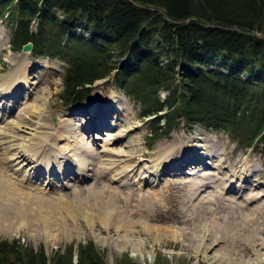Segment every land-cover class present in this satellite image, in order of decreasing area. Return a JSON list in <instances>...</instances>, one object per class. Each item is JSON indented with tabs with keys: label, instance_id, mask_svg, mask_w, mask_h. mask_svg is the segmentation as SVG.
<instances>
[{
	"label": "rangeland",
	"instance_id": "rangeland-1",
	"mask_svg": "<svg viewBox=\"0 0 264 264\" xmlns=\"http://www.w3.org/2000/svg\"><path fill=\"white\" fill-rule=\"evenodd\" d=\"M77 30L79 33L87 34L81 28ZM9 43L10 31L4 22H0V110L2 109L0 128L11 135L9 140L0 144V158L6 156L7 152V156L16 153L17 150H21V146L28 147L32 132L39 129L42 124L47 125L50 128L48 132L57 139L64 134L60 132L61 129L70 128L71 124L77 129V136L82 138L86 145L100 152L104 150L116 154L104 153L103 165L107 164L108 159L118 156L120 165L114 171L119 173L121 167H127L133 169V172L123 181L125 183L129 181L128 186L107 180L110 177L107 175L98 177L99 170L95 166L89 167L92 168L89 179L79 181L84 179L75 159L76 154L80 153L77 149L80 146L74 144L70 140L72 138L69 139L72 142H68L67 139L57 140L58 146L66 149V155L65 159L60 158L59 161L55 159L53 165L34 168L35 163L26 167L28 160L12 162L16 164L13 169L21 167L19 176L25 177L27 181L35 185L33 191L25 189L26 181L19 182L14 177L11 167L2 165L7 181L14 182L21 193L29 191L44 200L57 201L58 207H56L57 216H54L55 220L51 224L45 225L37 217L38 215L34 214V218L26 222L31 223L23 224L20 218L22 211L17 212L18 209L13 207L6 194V185L0 184V240L12 242L17 239L19 243L33 250L42 247L48 258L55 252L72 247L74 261L77 246L90 240L102 255L105 264H256L264 262V164L259 148L244 149L235 140L228 139L224 133L207 131L197 125L191 129L180 125L168 135L149 144L150 139L147 135H149V122L153 116L142 119L139 104L115 87L112 76L96 81L91 87L90 97L97 99L98 96V101L95 100L99 107L105 103L104 101H110L109 98L112 95L115 100H118L117 104L121 110L118 113L113 110L111 113H106L107 117H110L107 118L106 123L109 125L110 122L112 125L99 132L100 139L94 140V137L91 139L92 134L90 135L87 130L95 129L84 123L91 118V115L76 116L75 110L78 108L71 109V112L66 110L59 101L62 90L61 75L64 70L62 63L40 56L31 57L22 51H13ZM17 72L24 78H15ZM8 76L10 78H7ZM12 85L14 86L10 89ZM165 94V91H160L161 97ZM83 104L80 108L87 109L88 103ZM34 107L38 109L34 110ZM23 108L28 109L24 121L19 118V112L23 111ZM84 125L83 133L79 127ZM66 135L68 136L67 133ZM190 137L200 139L209 151H200L199 146L198 152L189 154L187 159L198 158L206 164H202L203 169L199 171L201 167L197 162L191 161L187 164L181 162L176 171L182 169L187 171L188 168H193L191 173L199 171L200 175L206 177L200 178L195 176L196 174L191 178H187L189 174L178 177L172 174L175 170L168 168L163 158L159 159L162 151L172 149L174 146L175 156L178 150H181L184 155V146H180L183 142L181 140ZM192 138L188 141L198 145ZM129 151H133L134 158L126 156ZM67 152H69L68 156L73 157L74 160L66 158ZM206 154L208 157L203 159ZM210 154L216 157L212 158ZM57 163L58 165L53 167ZM196 163L198 165H194ZM61 166L75 174L72 178L76 177L77 181L71 182L66 187L58 186L54 190L51 188L56 186H48V184L41 188L39 184L43 185V178L46 180L47 176L44 174L46 171L50 172L56 185L60 176L64 178L68 176L65 170L61 174L59 169ZM144 169L146 175L151 176L150 182L135 177ZM225 179L228 182L227 185ZM242 179L248 182V186L241 182ZM193 183L204 185L199 196L192 195ZM236 184L237 188L234 189ZM243 187L245 189H242ZM44 188L47 189L44 190ZM229 189L232 191L228 192ZM132 193L134 198L130 201ZM154 193L158 195L154 196ZM215 196L217 198L213 199ZM64 198L67 204L63 203ZM110 199L115 203V209L120 211L118 213L122 214L120 218L119 215H115L113 220L109 218V206L106 201ZM229 199L235 203L228 201ZM20 204L22 205V203L18 205L16 203L15 206L19 207ZM144 215H148L147 219ZM127 217L128 233L125 232L127 228L121 221L126 220ZM142 219L147 221L146 228L138 223ZM119 226L123 229H118Z\"/></svg>",
	"mask_w": 264,
	"mask_h": 264
},
{
	"label": "trees",
	"instance_id": "trees-1",
	"mask_svg": "<svg viewBox=\"0 0 264 264\" xmlns=\"http://www.w3.org/2000/svg\"><path fill=\"white\" fill-rule=\"evenodd\" d=\"M0 22L12 50L31 42L35 56L64 62L62 103L112 76L153 116L149 144L198 125L264 161V0H0ZM77 247L74 261L72 247L48 258L0 240V264H105L92 241Z\"/></svg>",
	"mask_w": 264,
	"mask_h": 264
},
{
	"label": "bare ground",
	"instance_id": "bare-ground-1",
	"mask_svg": "<svg viewBox=\"0 0 264 264\" xmlns=\"http://www.w3.org/2000/svg\"><path fill=\"white\" fill-rule=\"evenodd\" d=\"M16 75L17 76L15 78H19V77L20 78H24L21 75H19V72H17ZM7 78H10V77L8 76ZM7 81H9V80H7ZM13 86L14 85H12L10 87V89ZM95 99H96V97L95 98H93V97H90L89 98V100L86 102V103H88L87 109H82V108L76 109L75 110L77 112V115L76 116H81V115H84L85 116V114L86 115H91V118L88 119L89 122H90V124H92L91 125V128H94L95 130H98V128H100V130H102V128H101V126H103L101 124L102 121L106 122L107 118H110V117H104L103 115L108 116L106 114V112H111L112 110L114 112H117L118 113V112H120L121 108L117 104V101L118 100H115L112 95L109 98L110 101H104L105 103L103 105H99V107H97L98 106V102H96V100L98 101V96H97V99L96 100ZM24 109L25 108H23V111L19 112V118L21 120L23 119V121H24L25 117H27V114H28V112H27L28 109H26V110H24ZM37 109H38V107H34V110H37ZM79 112L81 114H79ZM74 117H75V115H74ZM96 117H101V118L104 117V118L101 119V118H96ZM109 124H110V126L112 125L110 122H109ZM95 125H98V126H95ZM84 126H80L79 127V129L83 133H84V130H85ZM49 130H50V128L47 125H44V124L40 125L39 126V129H36L34 132H32V134H31L32 137H31V139L29 141L30 144H28V147L21 146V150L20 149L17 150L16 153L10 154L9 156H7V154H8V152H7L6 153V156L0 158V184H2L4 186L6 185V191L7 192L6 191L5 192H6L7 196H8V198H9V200L12 202L13 207L18 209L17 212L19 213V212L22 211L20 218H21V222H23V224H29V223H31V222H28V223H26V222H27L28 219L34 218L33 217V214L35 216L38 215L37 217L40 220H42V223H44L45 225L46 224L53 223L54 220H55V217L54 216L56 215V212H57L56 207H58L56 204L58 202L57 201L54 202V201H51V200H44V199H42L40 197H37L35 194H33L32 192H29V191H26L25 193H21L19 191V189L17 188V185L14 182H8L7 181L5 175H4L3 171H2V167H1L2 165H8L9 167H11L13 169V166L16 165V164L14 165V163H12L14 160H16L17 163H19V161H21V160H23L24 162L28 160V164L26 165V167L30 166L31 163H35L34 168L35 167L41 168V167H44L46 165H53L55 163V161H54L55 159H57L58 161H59L60 158H64L65 159V155H66V149H63V147H59L58 146V143H57V140H59V139H67L68 140V139L72 138L70 140H72L74 144L80 146V148H77L80 151V153H79V155H77L75 153L76 156H77V158H75V159H77L79 171H80V173L83 176L82 178L88 179L89 176H91L90 173H91V170H92V168L90 169L89 167L90 166L91 167L92 166H95V168L99 170L97 172L98 177H102V176L106 177V175H107L108 177L110 176L109 179H107V180L116 181V182H119L120 184H122L124 186H128V182L129 181L128 182L126 181V183L123 182V181L126 180L125 178H128L130 175H132L130 173L133 172L132 171L133 169H130V168L128 169L127 167H121V170H120L119 173H116L114 171V169L117 168L120 165L119 164L120 159H118V156H115V158L112 157L111 159H108L107 158L108 159V160L106 159L107 160V162H106L107 164L103 165V163H104L103 161L105 159V158H103L105 156L104 153H109V154H115V153L114 152H110V151H104V150L101 151V152H103V153H101L96 148H93V147H90L89 145H86V142L84 140H82V138H80L79 136H77V129H75L73 127V125L70 124V128H67V129L66 128H63V129H61L60 132H64V134L63 135H60V138H58V139L57 138H54L53 137V134L50 133V132H48ZM88 130H90V129H88ZM66 133L68 134V136L66 135ZM90 133H91V130H90ZM10 138H11V135L7 131L2 130V128H0V144L6 142ZM95 138L96 139H100L101 137L98 136V134H96V136H94V139ZM191 138L192 137L185 138L184 140H181V142L183 141L182 142L183 145H181L182 144L181 143L180 146L181 147L184 146L183 147V153H184V155H182L181 150H178V154L175 156L176 150H174V148H175V146H174L172 149H169V150H166V151L165 150L162 151V153L159 154V159L163 158L166 161L167 165H168L167 167L168 168H172V169H174L176 171V170H178L177 167L181 165V162H182V164H183V162L185 164L188 163V159L187 158H189L188 157L189 154H191L193 152H198L197 150L199 149V146L201 147L200 148V151L201 150H204V152H208L209 151L208 147L207 146H204L200 142V139L192 138V140L194 142H197L196 144H198V145L193 144L192 141L190 143L188 140H191ZM70 140H68V142ZM72 141H70V142H72ZM55 147H56V149H55ZM176 149H177V147H176ZM202 154H205V153H202ZM25 155H26V158H25ZM68 155H69V152H67V157H66L67 159L74 160L73 157L68 156ZM126 156H128V158H134L133 151H129L128 152V155H126ZM27 157H28V159H27ZM205 157L206 158L208 157L207 154L204 156V159H206ZM210 157L214 158L216 156L210 154ZM49 161L52 162V164ZM23 164H25V163H23ZM57 165H58V163L56 165H54L53 167H56ZM199 166L201 167V165H199ZM59 169L61 171V174H63L62 171L65 170V169L62 168V166L59 167ZM20 170H21V167L18 168V169L15 167L13 169L14 177L17 178L19 182H25L26 181V184L27 185H26L25 189H29V190H32V191L35 190V185H33L30 181H27V179L25 177L19 176V171ZM35 170L38 171V169H35ZM65 171H69V170H65ZM41 172L44 173L43 171H41ZM145 172H146V170L144 169L143 171H141V173L138 174V177H140L141 180H143V179L148 180V181L151 180V176L146 175ZM44 174H46L47 177H45L46 180H44L43 184H45V185L48 184V186H56L57 187V185L54 182L55 179L51 177L52 175L50 174V172L46 171ZM74 176H75V174H74ZM38 178H41V177H38ZM246 178H248V177H246ZM236 179H237V177H236ZM71 180L75 181V180H77V178L76 177H74V178L71 177L70 178V181ZM241 182L246 183V180L245 179L244 180L242 179ZM247 184H248V182L246 183V185ZM63 185H64V182H63ZM65 185H69V184H67V182H66ZM192 187H193V189H192V191H193L192 192V195L194 196L196 194V195L199 196L201 194V191H202L204 185L203 184H200L199 185L198 183H193L192 184ZM37 188H40V187H36V189ZM233 188L234 189L237 188V184ZM45 189H47V188H44V190ZM243 189H245V187H243ZM229 191L231 192L232 190L229 189ZM103 193H104V191H103ZM103 193H102V195H103ZM114 195H116V194H114ZM153 195L156 196L158 194L157 193H154ZM133 198H134V194L132 193L130 195V198H129L130 201H132ZM215 198H217V197L216 196L213 197V199H215ZM216 200H219V199H216ZM62 201H63V203H66L67 204V201H65V198ZM212 201H214V200H212ZM228 201H231V202L235 203L234 201H232L230 199ZM16 203H17V205L19 203H22V205L20 204V206L18 207V206H15ZM217 203H218V201H217ZM106 204L109 206L108 215H109V218L110 219L113 220V218L115 217V215H119L118 216L119 218H120V216H122V214H119L118 213L119 210L117 211L115 209V205H114L115 203H113V201L111 199H110V201H106ZM147 216L144 215V218L147 219ZM20 218H19V220H20ZM145 219H142V220L138 221V223H141V226L143 228H146V224H147L146 223L147 221ZM121 221L123 222L124 227L127 228L125 230V232L127 231V233H128V231H129V220H128V217L126 218V220H124V221L121 220ZM127 223H128V225H127ZM200 228L202 230V227H200ZM205 228H206V226H205ZM118 229H121L122 230L123 228L121 226H119ZM157 236H159V234ZM172 236H174V235H172ZM195 237H196V235H195ZM173 238H175V236ZM216 239H218V238L216 237ZM196 245H198V244L196 243ZM256 264H264V262H261V263H258L257 262Z\"/></svg>",
	"mask_w": 264,
	"mask_h": 264
},
{
	"label": "water",
	"instance_id": "water-1",
	"mask_svg": "<svg viewBox=\"0 0 264 264\" xmlns=\"http://www.w3.org/2000/svg\"><path fill=\"white\" fill-rule=\"evenodd\" d=\"M31 49H32V44H31L30 42H28V43H26V44H24V45L22 46V51H23V52L31 51Z\"/></svg>",
	"mask_w": 264,
	"mask_h": 264
}]
</instances>
